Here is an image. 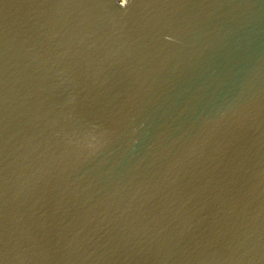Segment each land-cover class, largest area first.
<instances>
[{"label":"water","instance_id":"water-1","mask_svg":"<svg viewBox=\"0 0 264 264\" xmlns=\"http://www.w3.org/2000/svg\"><path fill=\"white\" fill-rule=\"evenodd\" d=\"M0 264H264V0H0Z\"/></svg>","mask_w":264,"mask_h":264},{"label":"clouds","instance_id":"clouds-1","mask_svg":"<svg viewBox=\"0 0 264 264\" xmlns=\"http://www.w3.org/2000/svg\"><path fill=\"white\" fill-rule=\"evenodd\" d=\"M128 3V0H120L121 6L126 5Z\"/></svg>","mask_w":264,"mask_h":264}]
</instances>
